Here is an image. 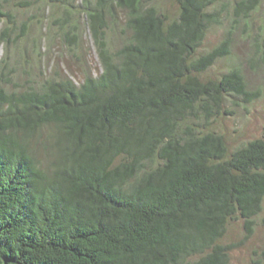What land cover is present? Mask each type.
Returning a JSON list of instances; mask_svg holds the SVG:
<instances>
[{
    "label": "trees",
    "instance_id": "trees-1",
    "mask_svg": "<svg viewBox=\"0 0 264 264\" xmlns=\"http://www.w3.org/2000/svg\"><path fill=\"white\" fill-rule=\"evenodd\" d=\"M9 1L7 56L28 35ZM81 1L98 72L10 91L9 61L0 65V264H231L229 223L242 220L248 239L263 209L264 139L231 150L212 130L232 98L260 96L235 66L209 75L232 55V28L200 54L221 24L218 0H176L175 17L157 0ZM259 5L235 0L233 28ZM118 12L128 34L112 48L107 20ZM61 22L77 46L78 25Z\"/></svg>",
    "mask_w": 264,
    "mask_h": 264
},
{
    "label": "rangeland",
    "instance_id": "rangeland-1",
    "mask_svg": "<svg viewBox=\"0 0 264 264\" xmlns=\"http://www.w3.org/2000/svg\"><path fill=\"white\" fill-rule=\"evenodd\" d=\"M18 1L10 0L7 5L16 15L18 25H27L28 35L19 43L18 48L9 51L8 56L4 46L0 45V65L4 59L9 61L8 76L12 77L13 83L10 91L32 82H41L55 73L71 75L79 82L85 74L99 71L94 40L86 18L79 10L81 0H30L32 6L16 10L14 6ZM152 1L147 0V5ZM157 1L166 14L171 17L177 15L176 0ZM234 1H217L215 9L219 12L221 24L212 25L200 49V54L212 50L232 28V55L219 60L209 75L219 77L235 66L244 74L249 90L260 94L252 102L232 98L226 106L229 114L221 116L212 125V130L224 135L231 150L250 141L264 139V0H260L258 9L250 19L238 22L233 28ZM118 13L115 21L107 20L110 28L107 38L112 48L118 47L128 34L123 14ZM61 21H68L66 30H72L74 24L78 25L77 46L64 43ZM40 147L43 154L44 147L49 148V145ZM245 236L242 220L229 223L222 244L235 246L230 251L231 264H257L259 261L264 249V201L261 213L255 218L253 234L248 239Z\"/></svg>",
    "mask_w": 264,
    "mask_h": 264
}]
</instances>
